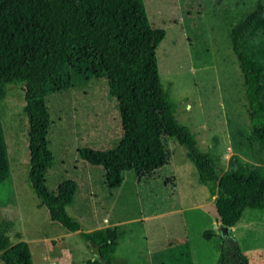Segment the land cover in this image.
<instances>
[{"label": "rangeland", "instance_id": "374dc122", "mask_svg": "<svg viewBox=\"0 0 264 264\" xmlns=\"http://www.w3.org/2000/svg\"><path fill=\"white\" fill-rule=\"evenodd\" d=\"M258 2L264 4V0H143L151 25L165 30L156 48L163 90L175 104L176 119L194 135L197 150L209 154L219 172L227 169L232 155L264 164V149L250 142L243 76L228 39L230 25ZM49 42L50 35L24 45L0 42V77L42 55ZM96 62L93 53L77 52L46 97L52 119L47 139L54 155L45 175L47 188L54 192L64 179L79 183V194L66 209L83 231L103 217L121 220L118 259L133 255L142 260L148 249L154 255L165 242L188 240L192 264H218L224 240L214 204H207L208 189L198 182L185 149L174 138L158 135L154 128L158 113L153 114L149 137L136 153L133 169L124 173L120 188L104 186L103 168L78 156L80 146L111 148L122 135L116 99ZM6 89L0 100L10 167L0 184L6 233L31 264H85L94 257L93 251L78 232H68L50 220L28 181L24 91L15 83ZM93 186L95 200L89 196ZM198 203L204 211L191 207ZM151 214L159 215L139 219ZM214 227L217 233L211 242L203 231ZM229 237L226 264H238L235 248L249 264H264V209H246Z\"/></svg>", "mask_w": 264, "mask_h": 264}, {"label": "trees", "instance_id": "16d2710c", "mask_svg": "<svg viewBox=\"0 0 264 264\" xmlns=\"http://www.w3.org/2000/svg\"><path fill=\"white\" fill-rule=\"evenodd\" d=\"M50 35L45 52L10 76L0 77V100L8 84H20L24 91L23 111L27 117L28 181L53 222L68 232H78L93 251L85 264H113L119 232L113 227L83 231L66 206L77 189L73 179H64L54 192L45 184V175L54 155L48 145L52 126L46 97L77 52L93 53L98 73L116 99L122 135L111 148L95 150L80 146L78 156L92 166L104 168L105 185L121 186L126 171L154 128L162 138H174L192 162L198 182L205 185L221 225L235 226L246 209H264V164L232 155L226 170L217 171L211 156L196 148V139L175 117V104L163 90L159 78L156 48L165 36L163 28L149 22L143 0H0V42L30 43ZM231 49L243 76L246 108L251 127L250 142L264 149V4L256 3L243 12L228 30ZM10 167L0 113V184ZM0 214V261L4 264H31L29 256L6 233ZM221 235V234H220ZM212 229L203 231L209 240ZM221 246L218 264L228 260L227 238ZM230 250V248H229ZM238 264H249L238 248ZM154 264H192L188 242L171 244L152 256Z\"/></svg>", "mask_w": 264, "mask_h": 264}, {"label": "crops", "instance_id": "0c3cea01", "mask_svg": "<svg viewBox=\"0 0 264 264\" xmlns=\"http://www.w3.org/2000/svg\"><path fill=\"white\" fill-rule=\"evenodd\" d=\"M81 159V158H80ZM83 160V159H82ZM84 161V160H83ZM100 168H103V167H100ZM104 170V168H103ZM226 170V169H225ZM224 171V170H223ZM92 175V174H91ZM104 175V173H103ZM123 181H124V176H123ZM122 181V183H123ZM135 181H139V180H135ZM134 181V182H135ZM77 183V189H76V194H79V183L76 181ZM102 183L104 186L105 185V176L103 177V180H102ZM92 186V184H90ZM122 185V184H121ZM121 187V186H120ZM119 187V188H120ZM95 191H94V186L93 188L91 187V189L89 190V196L91 197L92 200H95ZM76 197V196H75ZM213 199L214 197H211L208 199L209 201L207 202V204L209 203L210 205H213ZM203 206V204H196V205H193L191 206L192 208H199L201 211H204L201 209V207ZM179 209H173V210H170V211H178ZM159 214H151V215H144V216H141L139 219H142V221H149L151 220L152 218H156V216H158ZM218 216V215H217ZM122 221L117 219V218H113L112 221L105 217H103V220L102 221H97L94 228H92L91 230H88V231H92V230H95V229H99V228H104V227H113V228H116L118 229L119 225H121ZM219 224L221 225V223L219 222ZM234 227V226H233ZM214 229V232L217 233L215 227L213 228ZM232 229V227H230V230ZM119 232V231H118ZM230 235V234H229ZM119 237H120V232H119V236H118V240L119 241ZM146 237V236H145ZM146 239V238H145ZM208 241H211L212 242V238L209 239ZM184 242H188V240L184 241ZM183 243V242H182ZM189 243V242H188ZM172 242H165L162 246L163 247H158V251L160 250H164L166 249L169 245H171ZM147 245V244H146ZM118 247H119V242L117 243V247H116V250L115 252L113 253V264H117V261H119L121 264H154L153 263V260H152V256H153V252L150 251V249H148L146 251V257L143 256V259L140 260L138 258H135L133 255H130V256H127V257H124L123 259H118L117 258V252H118ZM189 248H190V244H189ZM190 252H191V248H190Z\"/></svg>", "mask_w": 264, "mask_h": 264}, {"label": "water", "instance_id": "95a60500", "mask_svg": "<svg viewBox=\"0 0 264 264\" xmlns=\"http://www.w3.org/2000/svg\"><path fill=\"white\" fill-rule=\"evenodd\" d=\"M223 237L227 238L230 234V227L225 225H220V229L218 231Z\"/></svg>", "mask_w": 264, "mask_h": 264}]
</instances>
